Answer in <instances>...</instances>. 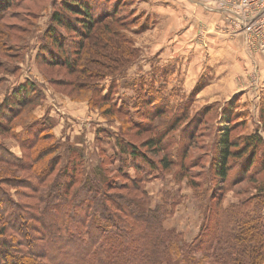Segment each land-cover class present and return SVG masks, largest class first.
Masks as SVG:
<instances>
[{"label": "rangeland", "instance_id": "rangeland-1", "mask_svg": "<svg viewBox=\"0 0 264 264\" xmlns=\"http://www.w3.org/2000/svg\"><path fill=\"white\" fill-rule=\"evenodd\" d=\"M66 1L94 7V17L103 18L98 27L104 26L105 40L114 39L121 47L118 57H110L108 50H115L111 42L102 48L103 37L93 41L84 36L87 28L77 23L81 16L65 12L73 29L53 22L54 12H62ZM213 3L0 0V104L24 83L34 82L36 92L35 102L21 106L0 130V148L30 161L36 149L51 147L43 159L36 155L33 168L0 163L5 180H29L21 179L15 186L2 183V189L36 214L27 206L35 205L39 196L64 191L59 182L73 177L66 192L72 201L66 209L52 206L56 213L70 215L56 229L58 245L38 240L40 235L32 229L37 237L27 244L1 218L5 233L0 234V245L13 237L11 252L23 249L15 253L31 263L44 251L49 255L38 263L78 262L75 258L84 259L80 235L94 210L84 201L104 193L128 211L132 206L121 201H134L141 210L160 207L157 222L178 231L187 244L202 231L205 217L220 206L234 210L239 205L248 212L257 206L264 215V48L253 40L249 53L240 27ZM52 28L75 67L61 60L58 47L53 54L45 48L53 40ZM81 43L85 45L80 48ZM225 133L235 154L222 179L215 165ZM255 133L261 141L243 149L246 138ZM153 138L158 143L148 145ZM40 165L50 169L42 180L34 171ZM112 206L113 212L128 218ZM30 222L38 228L37 221ZM10 223L24 226L20 219ZM8 261L24 264L19 258ZM0 263L5 264L2 256Z\"/></svg>", "mask_w": 264, "mask_h": 264}, {"label": "trees", "instance_id": "trees-1", "mask_svg": "<svg viewBox=\"0 0 264 264\" xmlns=\"http://www.w3.org/2000/svg\"><path fill=\"white\" fill-rule=\"evenodd\" d=\"M93 8L91 4H87V2H84V4H77L76 2L66 1L63 4L62 12H54L53 22L59 26L73 29L75 26L72 25L65 14L72 13L77 17L81 16L79 18L81 20L77 19V23H79L81 27L87 28L85 32L86 35L84 34V36L93 39V41H99V39L103 37L104 45L101 46L104 50L108 47L107 44L111 45V42L112 48L115 50L109 49L108 51L113 53L110 57L116 58V56L118 57L117 51L119 52L121 47L114 39L107 38L108 40H105L106 31L104 30V26L98 27V25L103 23H101L103 18L96 19L94 17ZM101 16H103V14ZM95 26L96 28L98 27L96 33L93 32ZM105 29L108 30L106 27ZM49 31V36L51 38L54 37L51 42L48 41V46L45 48L51 50L53 54L54 49L58 47L59 49L57 48V50H59V54L62 56L61 60L64 61L66 57L62 50L64 47L63 40L61 41L56 36L53 28ZM100 43L101 42L98 44ZM84 45L85 44L82 45L81 43L80 48L84 47ZM86 47L89 48L88 46H85V48ZM96 47L99 46L96 45ZM72 62L70 57L66 58L65 63L69 66L74 65L75 67L77 63L75 62V64H72ZM34 89V82L30 81L24 83L17 87V89L7 96L2 104H0L1 131L5 130L6 123L13 115L15 116V113L19 112L21 106H24L26 103L35 102L36 92ZM259 141H261L259 133L250 135L246 138V145L243 149H247L254 145L255 142ZM157 143L158 141L155 138L148 141V145L151 146ZM232 145L234 144L230 142L225 133V136L220 140L219 146L217 147L218 154L216 156L215 165L216 174L222 179H225L228 174L229 157L235 154L230 150ZM50 149V146L44 145L41 149H36L31 158L30 156L28 157L30 161H23L24 157L19 158L9 150L0 148V150H3V153L1 152L0 154V163L15 165L22 169L33 168L36 155H43L41 158L43 159L51 151ZM135 152V150H132V153ZM49 170V167H45V165L34 168L35 175L40 176L41 180L44 179L41 175L46 177ZM21 179L10 176L5 180L4 176L0 175V218L5 224L8 222L9 226L17 232L18 236L25 238L28 241L27 244L34 242V238L37 237L35 234L33 236V230L37 232L36 234L40 235V237L37 238L38 240L45 241V244H50V246L55 245V243L58 245L59 241L61 242V240H59L61 237L56 229L58 227L60 228L65 218L69 219L70 215L68 212L59 213L57 211L56 213L52 210V206L62 210L66 209V203L72 201L69 200L66 192L73 181V177L71 176V180L68 182H59L58 186L60 188L65 187L64 191H57L55 194H49V198L45 196L36 197V204L27 206L31 211L34 209L36 214H31L24 210L25 206L12 201L8 192L2 189V183L15 186L20 180L24 183L29 181L25 180V177ZM31 184L30 182V185ZM91 190L93 193L97 191V189ZM86 197H89V200L84 202L91 203L88 207L92 206L94 210L90 215H87L88 219H90L89 224L85 226V228H87L84 230V235H80V238L84 236V248H80L81 250L78 249L80 251L84 250V259H80L79 261V259L77 260L75 258L78 262L72 264H180L182 262H185V264H202L206 260L209 264H264V215L260 213L257 206H254L251 212L246 210L241 211L239 205H235L237 208H234V210H230L231 207L221 208L220 206V210L216 211L213 216L209 214V216L205 217L202 231H200L194 241L187 244L181 240V235L178 231L164 228L161 222H157L159 214L162 213L160 207L141 210L138 207V203L134 201L131 203L121 201L120 203L122 204L125 203L132 206V209L128 211L122 208L117 200L108 194L104 193L102 197L95 198H93V195ZM109 203L111 204L109 205ZM111 205H113V208L116 207L123 211L128 218H124L119 212H113L110 209ZM2 206H4L3 209L1 208ZM85 207L87 206L85 205ZM132 210L134 213H132ZM135 212L137 214H135ZM9 219H20L22 223H24V226L16 228L11 225ZM31 220L37 221L40 227L38 226L37 228L35 224H30ZM5 224L3 226H5ZM3 233H5V229L4 227H0V234ZM11 239L14 238L6 239L0 245V256L3 257L5 264H12L8 261L11 257L14 259L19 258L20 263L24 264H41L40 262L38 263V258H46L49 255L48 251L39 252L37 258L32 259L34 262L31 263L32 261L26 259V257L23 256L24 254L15 253L16 251L22 253L23 249L15 247L16 249L13 251L15 254L11 252L13 250V248H11L13 246V241ZM105 240H108V242H104ZM27 244L25 246H27ZM30 251L32 253L34 252L32 250ZM52 257L55 258V255H52Z\"/></svg>", "mask_w": 264, "mask_h": 264}, {"label": "built area", "instance_id": "built-area-1", "mask_svg": "<svg viewBox=\"0 0 264 264\" xmlns=\"http://www.w3.org/2000/svg\"><path fill=\"white\" fill-rule=\"evenodd\" d=\"M214 9L226 14L240 27L246 48L250 41L259 40L264 48V0H212ZM212 3V2H211Z\"/></svg>", "mask_w": 264, "mask_h": 264}, {"label": "crops", "instance_id": "crops-1", "mask_svg": "<svg viewBox=\"0 0 264 264\" xmlns=\"http://www.w3.org/2000/svg\"><path fill=\"white\" fill-rule=\"evenodd\" d=\"M153 1V0H152Z\"/></svg>", "mask_w": 264, "mask_h": 264}]
</instances>
